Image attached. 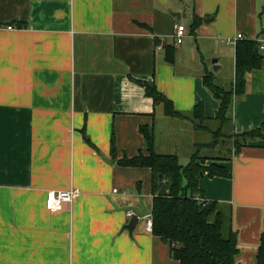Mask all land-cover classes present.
Masks as SVG:
<instances>
[{
    "label": "crops",
    "instance_id": "crops-1",
    "mask_svg": "<svg viewBox=\"0 0 264 264\" xmlns=\"http://www.w3.org/2000/svg\"><path fill=\"white\" fill-rule=\"evenodd\" d=\"M195 15L202 22L191 32ZM177 23L192 40L184 37L169 63L157 39L175 42ZM239 33L264 39V0H0V264H180L145 228L152 170L118 160L146 152L142 126L154 129L158 152L185 149L189 157L198 130L166 116L134 79L155 83L178 110L202 102L212 118L219 102L203 76L209 69L219 85L232 86L236 44L226 39ZM263 121L264 58L234 102V127ZM217 163L231 177L204 173L200 188L206 200L232 207L237 260L255 264L264 231V139ZM69 188L81 193L49 210V190ZM129 211L140 218L132 234L124 229Z\"/></svg>",
    "mask_w": 264,
    "mask_h": 264
},
{
    "label": "trees",
    "instance_id": "trees-1",
    "mask_svg": "<svg viewBox=\"0 0 264 264\" xmlns=\"http://www.w3.org/2000/svg\"><path fill=\"white\" fill-rule=\"evenodd\" d=\"M201 22V18L195 15L189 31L196 32ZM163 47L166 60L174 63L177 53L175 42L165 43ZM263 58L259 40L242 39L236 43L235 76L230 88L219 85L214 73L205 70L204 84L219 102L212 118L206 117L202 102L197 103L192 111L178 110L172 99L155 83L134 79L153 98L155 106H163L166 116L189 120L196 130L209 132L214 137L210 144H197V151L191 155L190 162L183 165L178 154L158 152L154 129L142 126L146 152L140 151L136 156H124L118 160L122 166L152 170V232L169 244L172 258L180 264H240L237 260L240 252L239 232L234 226L233 209L217 200H206L200 188V179L201 172L212 178H230L229 169L217 161L230 160L251 142L264 139V121L258 127L241 132H237L234 127V102L246 94L248 74L261 68ZM211 122L217 125L216 130L211 129ZM112 142L115 157L114 139ZM218 144L226 152L219 147L218 155L200 154L202 147ZM209 160L211 163L207 165ZM255 264H264V231Z\"/></svg>",
    "mask_w": 264,
    "mask_h": 264
},
{
    "label": "built area",
    "instance_id": "built-area-1",
    "mask_svg": "<svg viewBox=\"0 0 264 264\" xmlns=\"http://www.w3.org/2000/svg\"><path fill=\"white\" fill-rule=\"evenodd\" d=\"M13 26H9V28H12ZM187 36V27L184 23H177L175 25V31L173 34V38L175 41V44L178 45L184 37ZM247 39V37L243 33H239L236 37L227 38L226 41L228 43L236 44L238 40ZM260 42V50L264 52V39L259 40ZM159 49H162V45H158ZM115 192L118 191V189L114 190ZM81 193V190L79 188H69L65 190H49L47 195V201L46 206L51 211H57L63 208L65 203L72 202L74 198ZM129 216H134L135 212L129 211ZM144 223L145 228L147 231L152 232L153 231V218L152 214L148 213L144 216Z\"/></svg>",
    "mask_w": 264,
    "mask_h": 264
},
{
    "label": "rangeland",
    "instance_id": "rangeland-1",
    "mask_svg": "<svg viewBox=\"0 0 264 264\" xmlns=\"http://www.w3.org/2000/svg\"><path fill=\"white\" fill-rule=\"evenodd\" d=\"M187 23L188 22H186V24ZM188 40H192V38L191 37L190 38H188V37H185L184 38V41L185 42L188 41ZM205 54L208 57V59H210L209 58L210 52H205ZM209 125H210V127H211L212 130H216L217 129V125L214 124L213 122L209 123ZM184 136H185L184 142L186 144H188L187 143L188 139L189 140L192 139V133H191V131L185 130ZM197 136H198V139L200 141L197 144H199V143L210 144L214 140V137L209 132H200V131H198L197 132ZM219 147L222 148V146L219 145V144L217 146H210V147L209 146H205V147H202L200 149V154L201 155H205V156L206 155L207 156H215V155H218L217 152H218V148ZM222 149L224 150V152H226V149L225 148H222ZM165 151H167V146H166V150ZM196 151H197V145H196V148H194L193 152H196ZM191 154H192V152H191ZM189 155H190V150L188 151V150L183 149L182 151H180V162L183 165H186L189 162L190 157H191V156L189 157Z\"/></svg>",
    "mask_w": 264,
    "mask_h": 264
},
{
    "label": "water",
    "instance_id": "water-1",
    "mask_svg": "<svg viewBox=\"0 0 264 264\" xmlns=\"http://www.w3.org/2000/svg\"><path fill=\"white\" fill-rule=\"evenodd\" d=\"M217 59H214L213 60V63H214V70H217L218 69V66H217ZM204 176V173L201 172V177ZM139 220L140 218L135 214L134 216H132V218L130 219V221L124 226V229H127L129 231L130 234L133 233L136 225L139 223Z\"/></svg>",
    "mask_w": 264,
    "mask_h": 264
}]
</instances>
